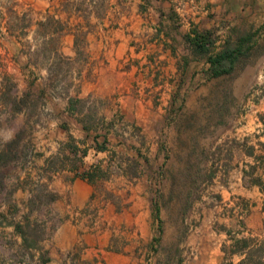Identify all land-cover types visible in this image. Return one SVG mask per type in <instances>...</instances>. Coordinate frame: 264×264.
Segmentation results:
<instances>
[{"label": "rangeland", "instance_id": "374dc122", "mask_svg": "<svg viewBox=\"0 0 264 264\" xmlns=\"http://www.w3.org/2000/svg\"><path fill=\"white\" fill-rule=\"evenodd\" d=\"M125 2L0 0V264L21 263L23 255L34 254L7 238V224L27 215L42 241L69 216L54 208L55 194L43 181L77 164L76 158L61 153L42 162V135L55 116L48 104L75 89V72L87 58L84 44L90 35L95 38L103 16L112 15L114 22L126 11ZM212 16L209 27L204 19L188 32H209L213 53L228 37L235 40L259 30L251 42L255 45L230 73L211 77L206 57L186 41L188 32L168 33L156 43L181 48L183 73L191 62L193 77L184 81L182 73L180 80L169 82L178 95L150 94L152 104L162 107L159 117L150 113L142 127L130 113L106 114L113 99L76 105L100 132L113 128L116 137L129 140L99 174L102 179L119 173L130 178L116 181L111 189L96 185L97 205L72 216L73 222L83 220L86 228L106 236L103 250L132 247L144 256L142 264L228 263L213 249L222 246L227 230L233 235L242 231L248 210L249 202L236 192L243 161L249 162L243 158L248 147L243 139L255 134L264 141V98L255 102L264 88V0H229ZM64 36L77 47L76 61L57 51ZM151 38L155 35L147 32L140 40L148 43ZM190 88L192 96L184 97L182 91ZM138 214L144 220L130 223ZM132 235L136 238L129 240ZM37 246L43 249L42 242ZM38 253L37 264H45L44 249Z\"/></svg>", "mask_w": 264, "mask_h": 264}, {"label": "crops", "instance_id": "0c3cea01", "mask_svg": "<svg viewBox=\"0 0 264 264\" xmlns=\"http://www.w3.org/2000/svg\"><path fill=\"white\" fill-rule=\"evenodd\" d=\"M125 1L126 11L119 14L114 22L112 15L103 16L99 20L95 38L90 35L91 39L84 44L87 58L85 62L80 60L81 66L75 72V76L78 77L75 89L56 100H51L48 104L55 116L48 121L42 135L41 143L44 144L42 162L61 153L76 158L77 164L74 169L64 168L43 178V181L47 182V188L56 196L54 208L59 213L69 215L50 235L38 242V244L42 242L47 259L45 264H142L144 256L136 254L132 247L125 246L120 251L103 250L106 242L104 234L92 232L86 228L83 220L73 222L74 212L97 205L99 187L96 185L111 189L116 181L130 178L126 173H119L117 178L112 175L104 179L95 177L93 182H89L79 176L82 173L96 171L95 167L98 169L97 173H102L107 169L109 158L124 151L123 148L129 140L122 136L116 137L113 128L100 132L83 119L76 105L80 101L100 103L106 99H113L112 110H106V114L111 116L117 112L130 113L138 118L139 122H136L139 126L145 127L146 118H149L150 113H156L159 117L163 112L161 106L152 104L150 94H157L163 98L178 95L169 82L180 80L183 73L181 48L173 49L169 45L157 44V40L165 41L164 34L188 32L189 26L193 28L204 19L208 20L209 27L211 21L214 22V16L211 17V14L225 7L229 0ZM147 32L154 34L155 39L151 38L150 42L143 43L140 37ZM188 35L190 32L184 34L185 37ZM57 51L61 56L63 54L74 61L77 60V47L72 38L68 41L67 36H64ZM188 65L189 69H186L182 76L184 81L189 82L193 77L192 63ZM182 93L184 97H191L193 91L190 88ZM247 138L246 145L254 146V154H262V147L259 144L264 141H259L260 135L253 134ZM72 149H75L76 153ZM83 152L85 154L82 155ZM242 153L243 158L249 159V162L243 161L245 165L241 173L249 165L254 164L253 157L246 155L245 150ZM263 175L264 171L259 169L253 176L260 177V181L263 182L261 178ZM236 192L241 199L249 202L246 215L240 223L242 231H237L238 233L233 235V232L227 230L226 240H222L225 249H222L221 244L213 249V252L218 251L219 255L223 254L228 259L227 264H238L244 257V254L231 253L237 239L248 237L264 239V193L259 186L252 185L246 175L240 177ZM107 209H110L109 206ZM141 218L143 221L144 217L138 214L129 222L138 224ZM18 222L13 221L6 225L9 230L7 238L20 242L19 249H23L22 238L15 231ZM131 238L136 237L132 235L129 240ZM138 241L139 238L134 242ZM43 249L41 247L23 249L34 254L27 258L26 253L21 263L17 264H37L38 252ZM207 252L213 253L211 250Z\"/></svg>", "mask_w": 264, "mask_h": 264}, {"label": "trees", "instance_id": "16d2710c", "mask_svg": "<svg viewBox=\"0 0 264 264\" xmlns=\"http://www.w3.org/2000/svg\"><path fill=\"white\" fill-rule=\"evenodd\" d=\"M257 33H259V30L250 34H242L236 37L235 40L228 37L224 41L221 49L214 53L212 52L214 42L209 32L199 33L192 31L191 35L187 36L186 41L189 43L193 52L206 57V62L209 64L208 74L211 77H219L230 73L239 59L247 55L248 51L255 45H251V42ZM260 98H264V88L259 97L257 96L255 102ZM247 142L248 138L246 137L243 139L242 145L245 146ZM259 145L262 147V154L259 155L254 154V146L247 147L246 155L253 157L254 164L248 166V171L243 170V174L249 176L251 184L259 186L261 192L264 193V185L260 181V177H253L259 169L264 171V143ZM72 151L76 153L75 149H72ZM83 154L85 153L83 152ZM95 169L96 171L82 173L79 176L87 179L89 182H93L95 177L100 178L99 172L97 173L98 169L96 167ZM247 173L249 174L247 175ZM55 198L53 196L51 202H54ZM20 218L21 221L15 225V231L22 238V248L24 250L37 249L40 240L38 239L36 227H30L29 216L22 215ZM231 253L244 254L243 259L238 264H264V239H258L256 237L237 239Z\"/></svg>", "mask_w": 264, "mask_h": 264}]
</instances>
